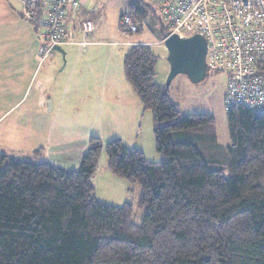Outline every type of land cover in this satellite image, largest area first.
<instances>
[{
  "label": "trees",
  "instance_id": "1",
  "mask_svg": "<svg viewBox=\"0 0 264 264\" xmlns=\"http://www.w3.org/2000/svg\"><path fill=\"white\" fill-rule=\"evenodd\" d=\"M128 3L141 33L150 7ZM161 33V40L170 33L164 23ZM157 65L143 43L131 45L123 61L127 82L152 113L161 161L121 140L104 145L94 137L78 169L41 161L40 150L31 160L0 153V264H264V114L227 108L228 159L212 169L196 145L173 135L213 118L182 115L157 83ZM104 150L108 169L130 192L140 188L137 204L96 199Z\"/></svg>",
  "mask_w": 264,
  "mask_h": 264
},
{
  "label": "rangeland",
  "instance_id": "2",
  "mask_svg": "<svg viewBox=\"0 0 264 264\" xmlns=\"http://www.w3.org/2000/svg\"><path fill=\"white\" fill-rule=\"evenodd\" d=\"M108 1L110 5H113L106 13V16L101 14L99 21L94 20L97 32L99 31V28L107 30L108 26H110L112 32L111 35L113 37H117L115 32L127 35V33H124L118 27L117 11L119 6H121L120 4H122V1L128 3V0ZM143 1L150 7L146 22L147 24L143 27L141 33L128 34V36H131L134 39L143 36L141 40L154 42L151 46L154 53L158 56L156 81L158 84L168 88L170 100L178 107L182 115L203 114L209 115L213 118L212 124L199 127L198 129L175 133L173 136L175 142L183 141L196 145L205 158L211 163L210 167L216 169L219 164H223L227 161V147L230 145V132L227 121V108L225 105L227 77L220 72L208 71L204 81L194 84L187 75H178L168 86L167 82L170 73V65L167 62L168 52L164 44H158L159 40L162 39L161 32L163 25L159 20V6L165 0ZM114 22L116 24H114ZM31 24L36 31L37 38L42 46L44 41L39 39V33L41 30L37 28L34 23ZM108 35L110 34L107 31L103 37L105 39L103 41L109 42V40H114L111 35ZM54 53L58 54L56 52ZM114 66L115 65L113 64L112 67ZM121 75V82L127 89H124L118 78L114 76L111 85L120 84L122 89L110 88L111 92L108 93L107 99L105 100L107 103L109 101V104H106L105 108H103V110H107L105 116L108 118L106 120L104 115L96 113V104L94 108H92V105V107H88L86 109L87 112H84L81 107L74 108L72 106L66 107L62 112L55 111L48 113V108L44 113H25V109L32 98L30 97L27 99L25 103L24 100L19 105L20 107L18 106L19 108L17 107L9 113L0 125V145H4L3 148L0 146V153L18 159L31 160L35 154H32L33 156L28 154L30 151H26V149H28L34 142H40L42 144L44 142L47 143L48 146H44V152L42 153H45V156L54 154L59 161L58 167L67 170L78 169L82 157L80 161H76V156L82 151V149H87L91 138H98L104 145L113 141L114 138L120 137L126 140L131 137L134 138L133 131L130 133V127L124 122L126 118L132 120L128 112L136 109L137 105H139L143 116L139 118V122L136 124L135 128L138 129V127L141 126L142 136L136 142L138 143L136 145L143 149L142 151L144 152L146 159H151L150 152H155V154L158 155V160L149 161H161L162 155L157 153L155 149V125L152 113L143 109L140 100L127 82L123 63ZM115 92L120 95L118 98L114 96ZM123 106L126 108L124 111H122ZM30 119L37 121L39 124L30 123ZM14 120L16 123H19L16 132H9L6 127H9L10 123ZM71 141L76 142L75 146H72L71 149L59 148L61 144H68ZM41 161H43V159H41ZM98 168L99 169L93 179L97 200L106 203H110V201H118L113 200L117 197L114 196L112 194L113 191L109 189L110 185H112L118 192L123 189V192L127 193L126 199H132L131 201H134L135 203L137 202L140 188L136 186L135 190L130 192L128 190V188L130 189L129 183L125 179L114 175L108 169L105 150L101 154ZM113 176L119 178L117 180H122L125 186L119 188L117 185L113 184V182L109 185L107 180L114 178ZM134 222L137 224H141L142 222V211L138 208L135 210Z\"/></svg>",
  "mask_w": 264,
  "mask_h": 264
},
{
  "label": "crops",
  "instance_id": "3",
  "mask_svg": "<svg viewBox=\"0 0 264 264\" xmlns=\"http://www.w3.org/2000/svg\"><path fill=\"white\" fill-rule=\"evenodd\" d=\"M22 1L0 0V125L9 113L16 109L24 100L25 103L30 97L32 100L27 105L25 113H44L48 108V113L62 112L66 107L72 106L74 108L81 107L84 112H87L86 109L88 107L93 106L92 108H94L96 104V113L105 116L107 110H103V108H105L106 104H109V101L107 103L105 100L108 93L111 92L110 88L122 89V63L130 46L140 43L152 45L154 42L141 40L143 36L134 39L128 34L125 35L118 32H115L117 37H113L110 26H108L107 30L99 28L97 32L95 21L100 20L101 14L106 16L113 4L110 5L108 0H82L81 9L68 15L66 23L67 27L70 28L68 30H72V27L78 22L90 21L94 26V33L90 39L91 44L86 48L76 44L64 46L66 61H64L62 54L53 50L47 58L43 59L40 52L42 46L37 38L36 31L32 27V22L24 16ZM128 4L126 1H122L117 11L120 30V18L129 9ZM114 24L116 23L114 22ZM107 31L114 40L103 41ZM75 38L82 40L79 33L75 34ZM113 64L115 65L114 67H112ZM114 76L118 78L122 86L120 84L111 85ZM123 88L127 89L126 86H123ZM114 96L118 98L120 95L115 92ZM125 109L123 106L122 111ZM128 114L132 120L126 118L124 123L130 127V133L133 131L134 138L131 137L126 140L119 137L113 140H121L129 148L138 147L136 142L142 136V129L141 126L138 129L135 127L139 122V118L143 116L142 110L137 105L136 109L129 111ZM104 118L106 120L108 117L105 116ZM30 123L39 124L32 119H30ZM18 124L14 120L6 128L9 132H16ZM75 143V141H71L68 144H61L59 148L71 149L72 146H75ZM45 145L48 146L44 142L43 144L34 142L26 151L29 150L30 153L28 154L36 155V152L39 151L38 149L44 152ZM0 146H2L1 148L4 147V145ZM138 148L143 150L141 147ZM87 149H82L78 153L76 161H80ZM150 157L151 159H147L148 161L158 160V155L155 152H150ZM41 159L52 165L59 166V161L54 154L45 156V153H42ZM117 179L119 178L114 177L108 179L107 182L109 185L113 182L119 188L125 186L122 180ZM109 189L117 197L113 200H118L110 201L108 203L110 205L121 206L132 200L126 199L127 193H124L123 189L118 192L112 185H110Z\"/></svg>",
  "mask_w": 264,
  "mask_h": 264
},
{
  "label": "built area",
  "instance_id": "4",
  "mask_svg": "<svg viewBox=\"0 0 264 264\" xmlns=\"http://www.w3.org/2000/svg\"><path fill=\"white\" fill-rule=\"evenodd\" d=\"M22 2L25 18L41 30L43 59L54 46L86 48L91 44L94 26L90 21L78 22L72 30L66 23L68 15L81 9L82 0ZM159 16L170 29L167 37L200 34L205 38L208 71L227 77L226 108L241 105L264 114V0H165L159 6ZM120 25L126 33L139 30V22L129 9ZM76 33L81 34V41L75 38Z\"/></svg>",
  "mask_w": 264,
  "mask_h": 264
},
{
  "label": "water",
  "instance_id": "5",
  "mask_svg": "<svg viewBox=\"0 0 264 264\" xmlns=\"http://www.w3.org/2000/svg\"><path fill=\"white\" fill-rule=\"evenodd\" d=\"M170 65L167 85L178 76L187 75L192 83L198 84L207 76L208 45L205 38L196 34L188 38H181L172 34L164 39ZM53 51L62 54L66 61V51L61 46H54Z\"/></svg>",
  "mask_w": 264,
  "mask_h": 264
},
{
  "label": "clouds",
  "instance_id": "6",
  "mask_svg": "<svg viewBox=\"0 0 264 264\" xmlns=\"http://www.w3.org/2000/svg\"><path fill=\"white\" fill-rule=\"evenodd\" d=\"M207 71H208V69H207Z\"/></svg>",
  "mask_w": 264,
  "mask_h": 264
}]
</instances>
